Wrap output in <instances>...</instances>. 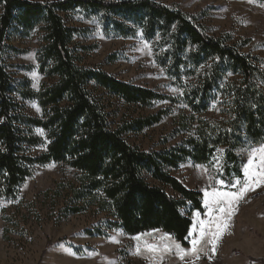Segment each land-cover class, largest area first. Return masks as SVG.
Returning <instances> with one entry per match:
<instances>
[{
	"label": "trees",
	"instance_id": "1",
	"mask_svg": "<svg viewBox=\"0 0 264 264\" xmlns=\"http://www.w3.org/2000/svg\"><path fill=\"white\" fill-rule=\"evenodd\" d=\"M77 12L98 16L105 32L121 38L141 33L181 93L163 94L83 65L75 43L81 30L64 16ZM37 28V60L46 81L34 90L28 80L14 79L6 57L18 52L9 43L12 36L28 37ZM246 43L214 37L197 16L156 0H0V197L16 200L35 165L56 163L74 173L42 194L58 219L94 212L104 214L105 222L87 230L91 237L161 230L188 245L192 214L204 209L203 194L171 170L189 160L208 165L222 150L220 176L231 185L243 178L239 151L264 144V57L244 52ZM100 90L127 104L171 105L113 128ZM27 99L38 101L41 116L25 111ZM177 106L172 136H182L178 143L143 150L128 142L126 134L154 126ZM39 147L45 150L34 155ZM4 220L14 225L12 216Z\"/></svg>",
	"mask_w": 264,
	"mask_h": 264
},
{
	"label": "rangeland",
	"instance_id": "2",
	"mask_svg": "<svg viewBox=\"0 0 264 264\" xmlns=\"http://www.w3.org/2000/svg\"><path fill=\"white\" fill-rule=\"evenodd\" d=\"M156 1L197 16L214 37L227 35L232 42L246 41L244 52L252 51L264 57V1ZM64 16L67 25L81 30L75 43L83 65L163 94L181 93L174 79L157 64L153 43L141 33L135 38H121L105 32L96 15L89 17L77 12ZM41 37L39 28L28 37L12 36L9 43L18 52L6 57L14 79L28 80L34 90H39L46 81L37 60ZM98 93L103 96L113 128L171 105L159 101L151 107H142L127 104L102 90ZM22 103L29 115L41 116L37 100L27 99ZM180 107H175L171 115L154 126L126 134V139L143 150L175 145L182 139L181 135L172 136ZM35 133L44 136L41 129H35ZM44 150V147L36 148L33 154ZM239 153L245 157L243 178H236L231 185L220 176L222 150L208 165L189 160L171 170L188 188L203 194L204 209L192 214L188 245L161 230L135 236L110 230L107 236H89L87 230L104 226V214L88 212L58 219L42 197L56 183L73 179V171L56 163L35 165L32 175L19 188L16 200L0 197V264H264V144ZM26 201L35 202V207H25ZM6 215L12 216L14 225L6 224ZM7 226L10 232L6 231Z\"/></svg>",
	"mask_w": 264,
	"mask_h": 264
}]
</instances>
